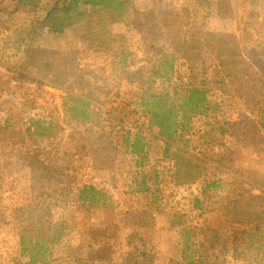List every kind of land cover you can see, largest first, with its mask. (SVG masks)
Here are the masks:
<instances>
[{
	"label": "rangeland",
	"instance_id": "obj_1",
	"mask_svg": "<svg viewBox=\"0 0 264 264\" xmlns=\"http://www.w3.org/2000/svg\"><path fill=\"white\" fill-rule=\"evenodd\" d=\"M131 1L130 7L118 15L101 5L93 8L80 0L77 9L68 12V18H62L64 0H42L36 7L23 6L17 0H0V123L11 118L7 122L9 128H3L7 136L0 139V264H14L17 255L19 213L15 208L40 203L47 197H52L58 210L77 223L78 242L95 250L96 257L74 259L68 264H135L129 261L131 233L147 242L154 253L153 264H183L176 258L181 226L169 225L164 211L167 205L187 211L181 221L195 224L201 243L197 254L208 256L211 264H264V224L260 232H251V240L248 232L244 233L237 240V248L231 251L221 244L210 248L205 240V220L225 219L228 202L224 196L234 187L260 196L246 205L258 211L264 223V192L260 189H264V94L256 98L245 91L231 90L218 97V102L224 101L209 111L212 118L207 127L214 129L215 160L218 162L229 148L233 157L238 158L236 167L243 170L238 176H250L248 183L232 177L226 178L222 189L207 188L204 181L170 183L163 186L170 197L158 201L148 192L139 191L141 173L137 170L143 165L148 166L146 169L154 165L167 173L172 167V161L163 153L164 141L153 136L157 129L147 131V138L142 139L151 145L141 155L144 157L137 155L142 166L135 162L136 157L126 143L117 148L114 162L88 166L79 172V182L95 184L111 195L108 206L81 207L77 184L53 182L48 171L29 166V157L36 147L31 138L43 140L42 147L48 146L49 141L55 142L69 154L86 144L85 124L68 111L69 104L74 102L73 92L85 95L89 90L97 91L105 110L120 109L142 121V116L129 110L145 86L130 75L141 66H147L144 72L148 75L152 61L158 63L163 57V51L155 47L166 52L174 50L182 65H178L173 82L190 86L199 84L209 66L215 64L201 36L208 31L232 32L242 55L264 79V0ZM134 8L140 18L134 14ZM152 24L154 28L149 31ZM31 47L66 52L71 70L67 80H16V72L23 69L26 51ZM220 84L214 80L210 85L215 89L211 92L213 99L217 97L215 92H222ZM30 116L51 121L53 131L39 128L35 134L25 136ZM208 118L198 120L197 125L204 126ZM43 127L49 128L46 122ZM51 187H57L55 198L50 195Z\"/></svg>",
	"mask_w": 264,
	"mask_h": 264
},
{
	"label": "trees",
	"instance_id": "obj_2",
	"mask_svg": "<svg viewBox=\"0 0 264 264\" xmlns=\"http://www.w3.org/2000/svg\"><path fill=\"white\" fill-rule=\"evenodd\" d=\"M17 1L27 7H36L42 2V0ZM79 1L64 0L62 18H68V12L77 9ZM85 3L93 8L101 5L120 15L125 8L130 7L132 1L85 0ZM136 13L137 18H140L139 11L134 8V14ZM148 27L149 31H152L154 25ZM201 37L202 44L209 49L215 64L209 66L206 76L198 80L199 84L183 86L173 82V76L178 71L177 67L182 63L174 50L166 52L162 47H155L156 50L163 51V57L158 59V63L151 60L148 75L146 76L144 72L147 66L137 68L130 75L132 79H137L142 86H145L143 92L137 93L134 107L129 110V113L142 116V121L138 117L126 115L127 113L120 109L105 110L104 102L99 99L97 91L89 90L85 95L73 92L71 98L74 102L69 104L68 111L75 113L85 124L87 142L84 149L69 154L61 151L55 142L49 141L48 146L42 147L43 140L31 138L36 147L29 157V166L48 171L53 182L66 181L77 184L81 207L108 206L111 195L95 184L87 181L79 182V172L88 166L114 162L117 148L125 146L126 143L129 144L126 146L130 148L132 155L136 157L135 162L142 166L138 157H144L141 155L151 146L150 143H143L142 139L147 138L145 136L147 131L157 129V133L153 136L164 141L163 153L169 161H172V167L167 173L154 165H150L147 169L148 166L143 165V168L137 170L139 174L141 173V180L137 183L139 191L148 192L158 201L170 197L163 190V186L170 183L181 185L204 181L207 188L222 189V184L226 183L228 177L241 183L250 182V176L246 179L238 176V172L242 173L243 170L239 166L236 167L238 158L233 157V151L230 152L229 148L225 149L218 162L215 160L213 148L215 138L212 134L214 129L207 127L211 124L212 118L209 116V111L213 105L224 101L221 99L218 102V97L222 98L223 93L228 94L231 90L238 93L245 91L259 98L264 94V79L253 70L252 65L242 55L234 33L208 31ZM26 56L23 69L16 72L17 75L14 77L16 80L38 83L51 80L55 83H64L71 73L66 52L62 50L31 47L27 49ZM174 79L176 80L177 76ZM214 80L222 83L219 86L222 92L221 94L215 92L217 93L215 99L211 96V92L215 89L210 87ZM206 118L208 119L204 126L197 125L198 120L204 121ZM10 119L7 117L5 124L0 123V137H3L0 139L7 136L3 128H9L7 122ZM29 122L30 125L24 130L25 136L35 134L39 128L53 131L51 121L30 116ZM45 122L49 128L43 127ZM44 133L41 134L42 139L45 138L42 136L45 135ZM18 140L24 141V138ZM249 172L253 171L249 170ZM234 184L235 182H231V185ZM50 189L53 190L50 195H55V198L57 187ZM260 189L264 192L263 188ZM258 197H260L258 194L242 192L236 187L227 192L224 196L228 202L224 209L225 219L217 218L209 222L205 220V240L209 241L210 248H217L221 244L226 251H231L237 248V240L244 233L248 232L251 240L253 237V235L250 237L251 232L252 234L260 232V227L264 224L262 215L246 205L251 199ZM58 207L52 197H47L40 203L15 208V212L19 213L16 218L19 223V233L16 238L17 255L14 264H68L74 259L81 261L87 257L89 259H92V256L96 257L92 246L78 242L75 236L78 231L77 223L66 217ZM164 211L167 213V222L170 226H181V238L176 245V258L183 264H211L208 256L197 254V246L201 243L197 240L195 224L181 221V218L187 215V211L174 210L168 205ZM129 237L128 244L131 248L129 261L135 264H153L154 253L149 250L151 248L147 242L137 233H131Z\"/></svg>",
	"mask_w": 264,
	"mask_h": 264
}]
</instances>
